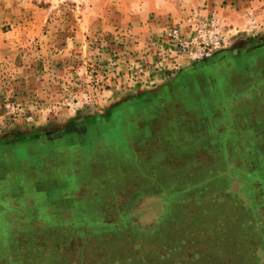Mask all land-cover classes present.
<instances>
[{
  "label": "rangeland",
  "instance_id": "1",
  "mask_svg": "<svg viewBox=\"0 0 264 264\" xmlns=\"http://www.w3.org/2000/svg\"><path fill=\"white\" fill-rule=\"evenodd\" d=\"M263 40L264 0H0V197L38 196L14 166L19 155L35 163L47 144L112 125L211 57L255 65ZM227 73L223 86L244 82ZM188 93L182 108L141 110H156L155 150L141 140L133 168L121 127L102 137L104 151L81 148L75 160L52 152L46 174L72 179L80 195L42 197L40 214H0V264H264V210L248 182L263 179L264 154L222 120L223 106L197 105L213 96ZM230 112L249 127L242 108Z\"/></svg>",
  "mask_w": 264,
  "mask_h": 264
},
{
  "label": "crops",
  "instance_id": "2",
  "mask_svg": "<svg viewBox=\"0 0 264 264\" xmlns=\"http://www.w3.org/2000/svg\"><path fill=\"white\" fill-rule=\"evenodd\" d=\"M251 51V50H250ZM261 53V61H257V64H253L252 67H254V70H251L250 66H248V62L245 57L240 58L237 64H240V66L237 64L233 65H226L223 64V62L218 61L213 66L207 67H201L196 70L188 71L184 74H182L177 82H173L170 84V86H166L163 91H166L167 94H163L164 97L159 96V93H156L154 97L152 96L148 100L140 101V104H135L132 106L131 109L123 110L122 113L119 112V114L114 119L115 121H110V123H113L112 125H105L102 126L100 129H95L93 131H80L77 135L70 138L69 140H62L61 142H52V144H47V149L45 151L47 152H39L36 155V161L35 163L30 162L29 158L25 160H21L20 163L14 164L16 168H22V171H25L28 176H30L31 182L30 186L34 189L36 187V193L38 196L32 195V194H24L15 196L10 193L4 192V196L0 197V201L3 202L5 200L9 201L8 205L0 206V214H10L11 216H15L16 218L19 216H26L27 214H40L38 210V205L40 203V199L43 197L45 201L48 199L52 200L55 197H59L61 200L65 201L68 198H73V200L77 199L79 197V191L76 193L73 189H70V180L72 179H57L59 178V174H53L52 176L46 174V171H48L46 160H50L51 153L60 150L59 155H61L62 159H69V160H75L78 158V156H75V152L81 148L84 150L85 148H99L102 151L106 149V147L101 146L100 140L103 136L110 133V131L114 128L119 129L122 128L121 132L125 135L126 139V147H128L133 153L131 156L132 158V168L133 166H137V161L139 160V154L141 148V144L144 140L147 142L149 141L148 145V151L154 152L155 145L154 143H151L150 140L152 138H156V126L154 125V121L151 120V116L153 113L156 112V110H153V113H151L149 116L145 115L144 113L140 114L146 107V110L144 112H148V110L152 109L153 107H160V109H164L162 107H166L164 109L165 112H168L170 110V107H167L168 104H173L174 108L179 109L182 108V105L184 103L190 102L192 104V99L190 98V93L188 91L191 89L193 94H197L198 97H202L203 95H211L212 98H205L206 99H200V101L197 102V105H207L209 103L212 104H218L220 107L223 106L219 113V115L222 117V114L224 117H222V120H227L230 124V126L235 124L234 131L233 128H228L227 131L230 133L234 131L236 134H242L244 138H246L248 150H251L254 154H256V150L254 147L258 150L261 149L262 153L264 154V132L262 131L264 129L263 123L260 124V122H264V40L260 42V48L257 49L254 53L258 55V52ZM251 56H248L250 58ZM245 58V59H244ZM244 59V60H243ZM244 62V64H243ZM243 64V65H242ZM252 71H258V74H260L261 78V84L259 86H256L251 89L248 85H236L233 81L229 82L228 85L224 86L222 85L223 80L227 79V72H238L242 74H248ZM237 74V75H238ZM236 75V76H237ZM235 76V77H236ZM237 87V88H236ZM169 88V89H168ZM228 88V91H225L224 89ZM235 88V89H234ZM225 91V97L221 96L222 92ZM182 94V95H179ZM158 95V96H157ZM182 97V99H180ZM179 99V101H178ZM235 107L240 109L242 108L246 115H248L250 118H247L248 121H250V125L244 124L242 126L241 124L239 127H237L236 123L238 122L236 117L230 112L231 108ZM228 109V112L225 113V110ZM182 110V109H181ZM180 110V111H181ZM151 112V110H150ZM166 114V113H165ZM125 119H127L125 121ZM128 123V124H127ZM260 124V129H258L257 125ZM259 126V125H258ZM243 127V128H242ZM238 128H240V132H238ZM119 132V131H118ZM140 132H147L148 138L146 136L145 139H140ZM222 136H226V134H223ZM108 144V142H107ZM227 147L228 152H230L231 145L227 142L225 144ZM253 146V147H252ZM241 146H238L237 144L234 145L233 148H240ZM88 149V148H87ZM226 153V148H224ZM253 154V155H254ZM41 155H45L44 158H40ZM64 155V156H63ZM57 157V156H56ZM40 162L42 165H40ZM237 164H239L238 170H241L240 168L243 167V164L241 160L236 159ZM253 163H251L252 165ZM78 170H84L87 167H90L91 165L86 164H72ZM64 169H67V165L61 166ZM245 167L249 170L250 163H245ZM26 168V169H25ZM255 168V166L253 167ZM95 170H100L99 168H95ZM250 170H253L252 168ZM105 171H102V174H104ZM35 178H32L34 177ZM261 182L259 181H252L248 180V182H251L253 187H256L259 194L257 197L261 199V205L260 209L264 210V192L261 191V187L264 186V177ZM69 181V185H68ZM95 181V179H93ZM238 184L239 188L242 187V182L239 178H236L234 180V184ZM27 185V184H26ZM73 186V184H72ZM68 187V188H67ZM162 204L160 203L156 205V213L161 212ZM155 213V214H156ZM107 214H110V211H108Z\"/></svg>",
  "mask_w": 264,
  "mask_h": 264
},
{
  "label": "flooded vegetation",
  "instance_id": "3",
  "mask_svg": "<svg viewBox=\"0 0 264 264\" xmlns=\"http://www.w3.org/2000/svg\"><path fill=\"white\" fill-rule=\"evenodd\" d=\"M216 58L217 57H211V58H209V60L205 63V65H202L204 63H201L200 64L201 67H204V66L210 67L209 65L212 64V62H214ZM246 60L248 62V66H250L251 70H254L253 68L255 66L252 67L253 64L251 63L253 61L252 58L251 57L250 58H246ZM216 61H217V59H216ZM216 61H215V63H216ZM215 63H213V64H215ZM243 64H244V62H243ZM233 66H234V63H233ZM201 67H199V68H201ZM260 77L261 76H260V74H258V71H252L251 73H248V74H245L244 73V74H242V80H244V82L241 83V84L242 85H248V86H250L249 89H251V88H253V86L256 87V86H259L261 84L262 81H261V78ZM19 156H20V159L21 160H25V161L28 158L27 156H24V157H21V155H19Z\"/></svg>",
  "mask_w": 264,
  "mask_h": 264
},
{
  "label": "built area",
  "instance_id": "4",
  "mask_svg": "<svg viewBox=\"0 0 264 264\" xmlns=\"http://www.w3.org/2000/svg\"><path fill=\"white\" fill-rule=\"evenodd\" d=\"M216 23H214V22H211L210 24H209V27H210V29H212L213 31H215L216 29H217V27H216ZM209 29V30H210ZM212 32V31H211ZM214 34V33H213ZM203 43V42H202ZM217 43H219V40H217V38H214V41L212 40L211 42H210V40L209 41H206V42H204V44H205V46L203 45V48H206L207 46H209V45H211V44H217ZM180 47H182V48H184V47H186L187 48V44H180ZM202 54L201 53H198V57L199 56H201Z\"/></svg>",
  "mask_w": 264,
  "mask_h": 264
}]
</instances>
